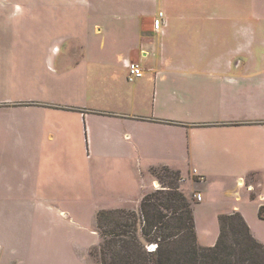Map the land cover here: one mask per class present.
I'll use <instances>...</instances> for the list:
<instances>
[{"label": "rangeland", "instance_id": "rangeland-1", "mask_svg": "<svg viewBox=\"0 0 264 264\" xmlns=\"http://www.w3.org/2000/svg\"><path fill=\"white\" fill-rule=\"evenodd\" d=\"M223 1L208 11L264 16V0ZM144 8L142 0H0V264H98V212L125 203L139 211L143 194L162 186L150 170L163 162L181 171L180 189L194 204L201 194L205 203L238 205L264 243L256 203L238 185L245 170H193L213 159L221 128L213 86H166L164 100L158 86L169 64H215L218 51L238 49L235 64L262 65L264 22L196 26L166 40L149 31L155 16ZM214 39L220 48L208 51ZM48 55H57L53 67ZM126 60L144 76L130 82ZM154 112L182 123L150 130L124 118ZM258 112L264 101L249 99L235 115ZM240 123L239 139L261 146L264 122ZM254 171L246 186L262 180L264 196V170ZM196 218L202 226L206 212L198 208Z\"/></svg>", "mask_w": 264, "mask_h": 264}, {"label": "crops", "instance_id": "crops-1", "mask_svg": "<svg viewBox=\"0 0 264 264\" xmlns=\"http://www.w3.org/2000/svg\"><path fill=\"white\" fill-rule=\"evenodd\" d=\"M47 3L48 2H42L38 5H44L43 7H47L48 5H45ZM142 3L143 6H145L144 9L151 10V14H154L155 16L154 19H156L160 13L164 14L162 19V29L160 31H155L154 26L151 25L149 31L152 32L153 35L166 40L171 38L173 34L185 36L187 31H192L196 26H198V29L196 30L203 31L206 29L200 28L199 26H221L224 24H238L240 22L249 24H253L255 22H264V16L252 15L250 17L239 18L235 16H221L217 15V12L215 11H208L209 9L213 8L222 9V4L225 3L223 0H142ZM228 7L231 8L230 4ZM1 8L9 9L10 6ZM153 10L154 12H152ZM192 11H198L196 14L204 13L206 15H191ZM142 19L144 20V17ZM144 38L145 36L142 37V42L144 41ZM151 38L152 35H150L147 42L153 43ZM220 45V42L214 39L212 44H205L204 47H206L208 51L214 50L217 52L216 49H219ZM206 49L205 51H207ZM60 53L61 52H59L58 55ZM218 53L220 54L221 59L216 61L215 64H209L206 66L187 64L180 66L176 64H169V67L171 68H169L170 71L167 73L168 75L166 77L162 76L161 81L159 82L160 84H158L160 88L159 93H163L162 100H164L167 95V90L165 88L169 86L184 87L187 85L194 87V85L199 83H207L213 86V92L211 91V93L216 99V102L221 106L222 110L219 117L220 123H217L221 128L216 129L215 139L213 142L214 160L208 157L205 161L200 162L198 168L195 167L193 170L202 175H205V173L200 170L210 168L231 169L233 167H237L245 170L239 176L238 185L242 186L243 188H247V191L249 192V195H247L248 198L256 203L258 219L263 221L259 218L260 207L264 206V196L261 193L263 181L260 180L259 182H252L247 186L246 182L248 176L260 174L254 170H264V140L262 145L258 146L255 144V140L252 138L254 141L249 140L248 145H246V140H240L241 137L239 134L240 132L238 129V123L251 121L260 122L261 120L264 122V115L260 112L255 114L250 113L246 115L244 119H236L237 117L235 114L237 112V105L242 100L253 99L255 101L257 100L258 102L264 101V63L262 65H256L254 63L246 65L238 63L235 64L234 60L239 56L238 49H230L229 51L227 50L226 52L222 53L218 51ZM248 54L254 57L253 52H248ZM56 56L57 55H48L47 57L52 67V59ZM144 56H147V54H144ZM124 63L128 70L129 64L133 63V61L126 60ZM155 80L156 82L158 81L157 78H155ZM162 104L164 105V101ZM124 118L129 119V123L137 127L144 126L150 130L163 127L165 128L170 125L177 126L182 123L181 121H177L169 117L165 113L157 115L155 112L151 116L130 115L124 116ZM191 125L193 126L194 124ZM257 128H260L261 131H264V125L260 127L257 126ZM229 133H233L234 135L230 136L228 135ZM132 135L133 134H130V137ZM209 150L210 149L206 151L209 152ZM165 166L174 169L166 162H163L161 165L156 167L160 168ZM256 189L258 190V195H253L252 192L256 191ZM148 191L143 194L142 199L147 193H149ZM181 191L189 200H193L191 199L190 195L184 192V190ZM126 204L128 203L123 205L125 207L131 206ZM135 207L134 209H136ZM198 208H201L203 211H205L207 215V219L202 224V226H199L196 218V212ZM235 212L240 213L244 217L256 238V234L248 217L246 216V213H244V211L238 205H212L205 203L204 196H202V201L197 202L194 207L199 244L203 247H213L217 243L220 234L219 216L233 214Z\"/></svg>", "mask_w": 264, "mask_h": 264}, {"label": "trees", "instance_id": "trees-1", "mask_svg": "<svg viewBox=\"0 0 264 264\" xmlns=\"http://www.w3.org/2000/svg\"><path fill=\"white\" fill-rule=\"evenodd\" d=\"M150 172L162 186L143 197L139 211L98 212V264H264V243L238 212L220 215L217 243L201 246L195 204L180 189L181 172L166 166ZM259 218L264 221V206Z\"/></svg>", "mask_w": 264, "mask_h": 264}, {"label": "built area", "instance_id": "built-area-1", "mask_svg": "<svg viewBox=\"0 0 264 264\" xmlns=\"http://www.w3.org/2000/svg\"><path fill=\"white\" fill-rule=\"evenodd\" d=\"M164 17V14L163 13H160L159 14V17L156 18L154 20V23H153V26H154V29L155 31H160L163 27V24H162V19ZM128 71H129V76H128V80L130 82H134L135 80L137 79H140L144 76V70L142 69L141 65L139 63H130L129 66H128ZM195 198L201 202L202 201V195L201 194H197L195 196Z\"/></svg>", "mask_w": 264, "mask_h": 264}]
</instances>
